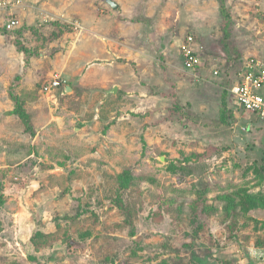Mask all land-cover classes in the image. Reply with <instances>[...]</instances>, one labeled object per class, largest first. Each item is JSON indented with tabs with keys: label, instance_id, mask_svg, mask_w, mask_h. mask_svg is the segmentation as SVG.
<instances>
[{
	"label": "rangeland",
	"instance_id": "rangeland-1",
	"mask_svg": "<svg viewBox=\"0 0 264 264\" xmlns=\"http://www.w3.org/2000/svg\"><path fill=\"white\" fill-rule=\"evenodd\" d=\"M113 1L22 0L18 28L0 20V264H264V121L230 93L264 60V0H225L228 17ZM125 173L154 182L123 190Z\"/></svg>",
	"mask_w": 264,
	"mask_h": 264
},
{
	"label": "built area",
	"instance_id": "built-area-1",
	"mask_svg": "<svg viewBox=\"0 0 264 264\" xmlns=\"http://www.w3.org/2000/svg\"><path fill=\"white\" fill-rule=\"evenodd\" d=\"M24 7L22 0L0 1V13L9 11V19L3 26L7 31H13L20 25L17 18H14V11ZM183 57V69L186 72H195L202 66V59L194 49L193 37H188L180 46ZM217 74V73H216ZM62 76L56 74L52 83L45 87V91L58 88L62 84ZM264 88V60L256 57H248L239 73L238 81L230 90L231 95L241 105L245 113L256 116L264 121V96L260 91Z\"/></svg>",
	"mask_w": 264,
	"mask_h": 264
},
{
	"label": "trees",
	"instance_id": "trees-1",
	"mask_svg": "<svg viewBox=\"0 0 264 264\" xmlns=\"http://www.w3.org/2000/svg\"><path fill=\"white\" fill-rule=\"evenodd\" d=\"M221 2V11L223 13V15L225 17H228V12H227V8H226V4H225V0H220ZM23 47H20V49H22ZM228 105H227V101L224 99L223 102H222V109H221V113H222V116L224 117L225 121L229 122L230 120V117L231 116H228ZM230 115V114H229ZM264 160V158H263ZM264 167V164L263 166ZM144 180H149L150 182H154L153 178H151L150 176L146 175V174H132V173H125L123 175H120L119 176V182H120V186H121V189H127L131 186V184L133 182H139V181H144ZM200 199L201 200H197V202L193 203L191 206H192V211L195 213L198 211L201 203H203V205L206 207H208V205H206L204 202H205V197L204 196H200ZM253 197L252 196H247V197H243L241 196V201H240V206L242 207V211L244 213H246L248 211V206H250L253 202ZM5 204V199H4V196H3V193H2V190L0 189V208L3 207V205ZM233 206V204L231 205V207ZM204 208V207H203ZM2 228V222L0 220V230ZM38 237H44L45 238V235L42 234V233H36L35 236L32 238V241L34 242L35 246H36V238ZM257 246L260 247H264V238H260L257 243H256Z\"/></svg>",
	"mask_w": 264,
	"mask_h": 264
},
{
	"label": "water",
	"instance_id": "water-1",
	"mask_svg": "<svg viewBox=\"0 0 264 264\" xmlns=\"http://www.w3.org/2000/svg\"><path fill=\"white\" fill-rule=\"evenodd\" d=\"M107 3L112 7L113 10H116L119 7V5L113 0H107ZM117 91H118V89H117V87H115L113 90V93L116 94Z\"/></svg>",
	"mask_w": 264,
	"mask_h": 264
},
{
	"label": "crops",
	"instance_id": "crops-1",
	"mask_svg": "<svg viewBox=\"0 0 264 264\" xmlns=\"http://www.w3.org/2000/svg\"><path fill=\"white\" fill-rule=\"evenodd\" d=\"M14 13H15V11H14ZM4 14H6V13H4V12L0 13V20L2 21L3 24L7 20V19H5L6 17L3 16ZM262 90H264V88Z\"/></svg>",
	"mask_w": 264,
	"mask_h": 264
}]
</instances>
